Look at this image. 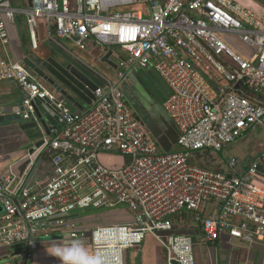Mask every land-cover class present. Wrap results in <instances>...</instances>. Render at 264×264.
<instances>
[{
	"label": "built area",
	"instance_id": "obj_1",
	"mask_svg": "<svg viewBox=\"0 0 264 264\" xmlns=\"http://www.w3.org/2000/svg\"><path fill=\"white\" fill-rule=\"evenodd\" d=\"M15 21L12 0H0L4 49ZM40 21L55 44L66 41L73 48H62L78 56L115 49L117 67L99 71L96 101L75 114L23 62L0 60V83H15L26 96L22 119L35 100L60 112L59 127L26 156L31 162L19 183L11 189L17 168L0 174V249L14 250L8 259L29 264L40 239L60 233L90 243L89 253L69 264H126L127 251L152 235L167 264H197L193 237L173 233L183 213L201 229V243L226 235L264 245L261 159L245 167L231 158L225 171L192 161L193 152H222L264 126V19L234 0H31L26 25L34 51ZM150 68L170 89L162 107L178 130V152H162L127 101L131 75ZM42 155L52 162L47 181L35 176ZM102 155L122 164L106 166ZM116 207L132 220L88 230L70 217Z\"/></svg>",
	"mask_w": 264,
	"mask_h": 264
},
{
	"label": "crops",
	"instance_id": "obj_2",
	"mask_svg": "<svg viewBox=\"0 0 264 264\" xmlns=\"http://www.w3.org/2000/svg\"><path fill=\"white\" fill-rule=\"evenodd\" d=\"M59 1L61 2V0ZM234 1L264 19V0ZM12 7L16 10V21L15 24L8 25L10 40L7 48L4 49L0 42V60L22 62L24 58H29L34 61L37 54L44 52L48 53L50 51V44L53 41L48 37L46 25L42 21H40L38 30L40 42L39 49L37 51L32 50L29 42L26 18L27 12L31 8V0H12ZM52 37L57 39L55 34ZM57 41L58 46L69 48L68 44L64 43L66 41L59 39ZM111 51L116 52V50L112 48L107 52L106 50L101 51L96 48H91L89 51L83 52L82 55L79 54V56L95 69L113 73L115 72L114 69L117 67V59L113 56ZM131 77H134L138 81L137 85H143L137 76L133 74ZM134 85H136V83ZM130 87H132V85H130ZM134 88L135 87L131 88L133 99L136 101L134 106H137L139 111V115L136 116L139 119L141 118L140 120L146 132L156 141L160 150L162 152H172L171 149L176 145L178 138V130L163 110V104L159 103L158 99L150 93L152 98L155 99V103L150 106L148 101L143 99L147 96L144 92V88L142 87L143 90L137 91L136 93L133 91ZM146 89L149 91L148 88ZM127 101L132 107V102L128 99ZM22 102L23 93L15 83H0V104L17 106ZM147 114H150L152 119H154L155 124L152 121L151 124L155 127L156 134L151 131V126L146 127L142 120ZM34 145L35 142H31L26 134L15 126L0 128V174L8 173L10 169L15 170L21 161L26 158L27 155L25 151L34 147ZM100 159L106 166L121 165L123 160L120 157H113L110 155H102ZM225 170L226 166L222 171ZM51 173V158L47 155L38 157L35 176L41 181H47ZM98 211L99 212L93 214H85L84 218L79 216V221L85 224L88 230H90L100 225L126 224L132 220L131 213L124 208L116 207L110 210ZM196 231V235H199L198 241L195 244L197 264H264L263 244H249L238 240H231L226 235L222 236L216 242L205 244L200 242L199 237L202 235L201 229L197 227ZM40 240L39 248L33 252L35 257L32 256L33 258L29 264H65L62 257L56 255L57 250L61 253H70L67 261V264H69L70 258L82 256L80 252L81 248L86 255L90 250V243L87 240L71 241L60 233L44 237ZM13 251V249L9 248L0 249V264L3 263L2 261H4V258L11 255ZM126 264H167L166 253L160 243L152 235H148L141 246L127 251Z\"/></svg>",
	"mask_w": 264,
	"mask_h": 264
},
{
	"label": "water",
	"instance_id": "obj_3",
	"mask_svg": "<svg viewBox=\"0 0 264 264\" xmlns=\"http://www.w3.org/2000/svg\"><path fill=\"white\" fill-rule=\"evenodd\" d=\"M22 62L44 84L54 90L59 102H63L75 114L89 110L96 101L95 92L97 88L103 86L99 70L86 64L75 53L68 52L53 42L50 44L48 53L37 54L34 61L24 58ZM133 74L150 90V93L158 99L159 103L163 104L169 98L170 89L154 68L140 69ZM240 85L241 83L237 85V88ZM25 99L26 96L23 94V102L17 106L0 104V128L11 125L25 133L31 142H35L34 147L25 151L26 155H31L45 144V139L51 137L52 128L55 126L59 127L58 118L60 112L54 104L35 100L32 102L33 110H28L29 119H22L20 113H24L26 110ZM30 162V159H23L18 165L19 177L15 180L11 189L19 183ZM257 170L264 179V162L262 159L257 165ZM0 212H2L1 206ZM96 212L99 211H95L92 208L79 209L73 212L70 217Z\"/></svg>",
	"mask_w": 264,
	"mask_h": 264
},
{
	"label": "rangeland",
	"instance_id": "obj_4",
	"mask_svg": "<svg viewBox=\"0 0 264 264\" xmlns=\"http://www.w3.org/2000/svg\"><path fill=\"white\" fill-rule=\"evenodd\" d=\"M74 0H72V3ZM68 44L67 42H64ZM68 47L73 48V46L68 44ZM82 55V54H81ZM98 59V58H97ZM99 60V59H98ZM136 85H134L135 83ZM138 81L134 77H130V79L127 82L126 86V93H127V99L131 101L132 109L136 113V115H139V111L137 109V106H134L136 104V101L133 99V92L132 87L134 88V93L137 91H142L144 88V92L147 96H145L143 99L148 101L149 105L152 106L153 103H155V99L152 98L150 95V90L148 91L143 85L140 86L137 85ZM132 85V87H130ZM143 87V88H142ZM140 117V116H139ZM141 119V118H140ZM145 123V126H151V131L156 134L154 129L155 127L151 124V121L154 122V119H152L150 114H147L144 116V119H142ZM155 124V122H154ZM11 126V125H10ZM261 130H256L247 133L243 138L238 140L237 142L233 143L232 145L226 147L222 152H208V151H198L193 152V159L192 161L194 163H197L199 166L210 168L217 171H222V169L227 166V162L231 158H238L244 161L245 167H250L254 162L259 161L262 159L264 162V126L260 128ZM171 149L172 152H178L181 149L178 146H174ZM12 161V160H11ZM261 161V160H260ZM81 218L85 217V214L80 215ZM174 224V232L179 234H184L188 236L196 235V224L193 221V218L191 216L183 217L182 214L178 215V217L174 218L173 220ZM33 257H35V254H33ZM1 264H14V262L8 257L4 258V261Z\"/></svg>",
	"mask_w": 264,
	"mask_h": 264
},
{
	"label": "clouds",
	"instance_id": "obj_5",
	"mask_svg": "<svg viewBox=\"0 0 264 264\" xmlns=\"http://www.w3.org/2000/svg\"><path fill=\"white\" fill-rule=\"evenodd\" d=\"M80 252H81L82 255H86V253L83 252V249L82 248L80 249ZM56 255L61 256L62 259H63V261L65 262V264H67L68 256L70 255L69 252H63V253H61V252H59V250H57Z\"/></svg>",
	"mask_w": 264,
	"mask_h": 264
},
{
	"label": "trees",
	"instance_id": "obj_6",
	"mask_svg": "<svg viewBox=\"0 0 264 264\" xmlns=\"http://www.w3.org/2000/svg\"><path fill=\"white\" fill-rule=\"evenodd\" d=\"M204 167H205V166H204ZM205 168H206V167H205ZM209 169H210V168H209ZM182 215H183V217L191 216V215H189L188 213H183ZM177 217H178V216H177ZM175 218H176V217H175ZM174 231H175V230H174ZM174 231H173L174 234H179V233H175ZM199 233H200V232H199ZM182 235H184V234H182ZM198 236H199V235H193V236H192L195 242L198 241Z\"/></svg>",
	"mask_w": 264,
	"mask_h": 264
}]
</instances>
